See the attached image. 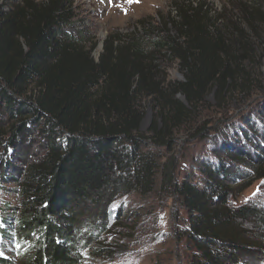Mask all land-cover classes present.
<instances>
[{
  "label": "trees",
  "instance_id": "1",
  "mask_svg": "<svg viewBox=\"0 0 264 264\" xmlns=\"http://www.w3.org/2000/svg\"><path fill=\"white\" fill-rule=\"evenodd\" d=\"M171 6L175 14H169L164 27L173 25L175 38L152 40L146 52L136 40L109 39L96 61L95 45L88 48L83 38L66 32L74 14L65 0L0 5V105L9 118L8 143L37 133L44 154L27 160L20 175L15 231L22 238L18 258L25 264H80V247L88 241L80 235L90 239L107 227L101 219L112 201L152 191L157 172L188 215L187 245L196 252L190 264H239L254 250L261 252L256 248L264 241V208H237L231 197L264 179V152L252 157L230 148L223 161L219 151L196 160L200 187L174 181L169 167L161 172L143 150L142 96L159 94L163 104L150 132L159 144L164 131L167 144L172 126L190 108L212 89L219 97L234 90L245 76L243 64L264 57L261 39L256 44L259 37L250 49L243 31L227 20L220 25L204 3L175 0ZM241 6L239 21L248 29L264 24V0H245ZM160 53L178 60L186 76L166 91L151 71Z\"/></svg>",
  "mask_w": 264,
  "mask_h": 264
},
{
  "label": "rangeland",
  "instance_id": "2",
  "mask_svg": "<svg viewBox=\"0 0 264 264\" xmlns=\"http://www.w3.org/2000/svg\"><path fill=\"white\" fill-rule=\"evenodd\" d=\"M20 1L1 0L0 5L9 8ZM65 1L71 4L74 14L66 32L83 38L88 48L95 45L93 57L96 61L109 39L113 43L116 42L114 38L136 40L141 42L140 48L146 52V43L161 38L173 39L177 34L173 25L164 27L169 14H175L171 6L175 0H135L131 3L119 0ZM243 1L192 0L194 4L204 3L220 25L224 26L227 20L241 29L250 49L255 47L252 45L256 41L254 37H259L257 45L261 39L264 48V24L258 22L250 30L239 21ZM261 11L264 13V6H261ZM165 30L169 31V36ZM218 30L229 36L226 29L220 27ZM154 59L153 81L163 91L167 90V85L185 81L186 76L178 60L162 53L155 54ZM243 66L245 76L239 79L238 86L220 97L214 95L212 89L202 101L190 108V113L179 124L172 126V141L167 144L168 136L164 131L161 135L164 140L159 144L153 143L155 138L150 132L153 118L163 104L159 94L141 97L144 118L139 133L146 138L143 150L160 166L161 172L168 166L174 181L185 180L202 187L203 181L196 175L194 162L210 158L214 151L220 152L217 154L222 161L224 150L230 148H240L252 157L264 152V57H254L253 65L247 62ZM175 98L186 105L183 96ZM8 131L9 118L2 113L0 105V260L25 264L22 258H18L23 253L17 247L22 238L15 231L22 201L20 175L27 160L44 154L39 146L42 140L37 133L16 138L9 144L11 136ZM246 161L251 163L249 158ZM161 178L157 172L154 177L156 186L149 193L123 195L109 204L107 215L101 219L108 224L107 227L90 239L87 234L80 235L88 240L80 247V264H190L196 252L187 245L185 227L188 215L175 194L162 186ZM231 204L237 208H264V179L234 193ZM260 247L261 252L254 250L239 264H264V241L256 250Z\"/></svg>",
  "mask_w": 264,
  "mask_h": 264
},
{
  "label": "bare ground",
  "instance_id": "3",
  "mask_svg": "<svg viewBox=\"0 0 264 264\" xmlns=\"http://www.w3.org/2000/svg\"><path fill=\"white\" fill-rule=\"evenodd\" d=\"M119 1H122L123 3H124V2L131 3V2H133V1H135V0H131V2H129V0H119ZM113 4H114V3H113Z\"/></svg>",
  "mask_w": 264,
  "mask_h": 264
},
{
  "label": "snow or ice",
  "instance_id": "4",
  "mask_svg": "<svg viewBox=\"0 0 264 264\" xmlns=\"http://www.w3.org/2000/svg\"><path fill=\"white\" fill-rule=\"evenodd\" d=\"M129 2H131V0H129Z\"/></svg>",
  "mask_w": 264,
  "mask_h": 264
}]
</instances>
